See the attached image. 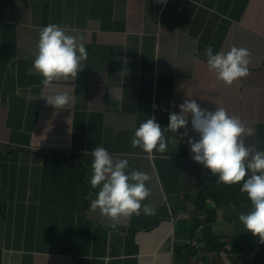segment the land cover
I'll return each instance as SVG.
<instances>
[{
	"label": "crops",
	"instance_id": "crops-1",
	"mask_svg": "<svg viewBox=\"0 0 264 264\" xmlns=\"http://www.w3.org/2000/svg\"><path fill=\"white\" fill-rule=\"evenodd\" d=\"M50 23L88 56L75 80L45 87L33 62ZM209 45L250 50V74L226 86ZM60 93L66 108L48 104ZM185 100L225 108L264 151V0H0V264H264V243L239 220L252 209L242 184L192 159L190 118L188 136L165 131L164 153L132 146L141 123L166 129ZM97 146L151 176L143 204L155 215L113 226L91 208Z\"/></svg>",
	"mask_w": 264,
	"mask_h": 264
},
{
	"label": "clouds",
	"instance_id": "clouds-1",
	"mask_svg": "<svg viewBox=\"0 0 264 264\" xmlns=\"http://www.w3.org/2000/svg\"><path fill=\"white\" fill-rule=\"evenodd\" d=\"M37 47L33 68L43 77L45 87L51 86L53 81L75 80L82 69L81 61L88 56L81 37L69 34L66 26L54 23L40 30ZM205 56L209 71L226 86L230 87L250 74L252 60L247 48L233 46L227 52L213 54L209 45ZM71 100L67 93L47 97L48 104L56 108H66ZM179 108V114H169L166 129H162L155 117L141 123L134 133L132 146L141 148L150 157L154 151L164 153L168 147L165 131L177 133L183 128V135L188 136L190 118L192 130L199 134L198 140L188 136L192 159L209 169L212 175H217L218 183L242 184L240 191L247 194L252 209L247 214L241 213L239 220L260 243H264V151H254L245 143L253 129L240 118L230 116L223 107L209 111L195 100H185ZM91 156L90 184L92 189H99L96 198L91 200L93 210L99 209L113 226L122 217L139 216L141 212L148 216L156 214L154 207L143 204L151 195V189L146 186L151 180L148 173L128 172V159H114L103 146L95 147Z\"/></svg>",
	"mask_w": 264,
	"mask_h": 264
},
{
	"label": "built area",
	"instance_id": "built-area-1",
	"mask_svg": "<svg viewBox=\"0 0 264 264\" xmlns=\"http://www.w3.org/2000/svg\"><path fill=\"white\" fill-rule=\"evenodd\" d=\"M197 241H194L192 244L195 245Z\"/></svg>",
	"mask_w": 264,
	"mask_h": 264
}]
</instances>
